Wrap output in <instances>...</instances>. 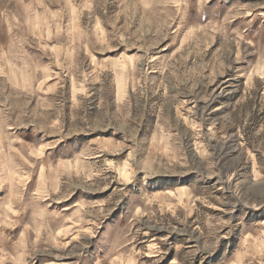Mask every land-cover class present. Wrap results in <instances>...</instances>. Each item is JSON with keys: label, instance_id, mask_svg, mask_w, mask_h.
Instances as JSON below:
<instances>
[{"label": "rangeland", "instance_id": "obj_1", "mask_svg": "<svg viewBox=\"0 0 264 264\" xmlns=\"http://www.w3.org/2000/svg\"><path fill=\"white\" fill-rule=\"evenodd\" d=\"M0 264H264V0H0Z\"/></svg>", "mask_w": 264, "mask_h": 264}]
</instances>
